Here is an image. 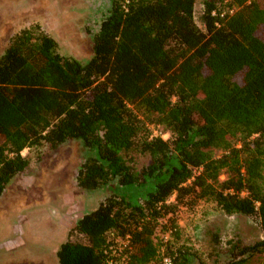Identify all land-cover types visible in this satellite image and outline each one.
I'll use <instances>...</instances> for the list:
<instances>
[{
  "label": "trees",
  "instance_id": "16d2710c",
  "mask_svg": "<svg viewBox=\"0 0 264 264\" xmlns=\"http://www.w3.org/2000/svg\"><path fill=\"white\" fill-rule=\"evenodd\" d=\"M200 1L203 30L197 0H108L86 61L38 23L8 38L0 197L28 168L24 149L71 141L84 150L77 187L104 193L59 245V264H190L177 240L199 202L262 228L253 242L237 234L216 246L214 264L264 253V0ZM132 152L149 162L133 168Z\"/></svg>",
  "mask_w": 264,
  "mask_h": 264
},
{
  "label": "rangeland",
  "instance_id": "374dc122",
  "mask_svg": "<svg viewBox=\"0 0 264 264\" xmlns=\"http://www.w3.org/2000/svg\"><path fill=\"white\" fill-rule=\"evenodd\" d=\"M107 7L108 0H0V54L15 31L38 23L57 40L61 53L86 61L92 55L96 23ZM201 14L202 3L197 0L194 19L203 30ZM21 153L29 166L7 184L0 197V264H59V242L82 214L96 207L104 193L77 187L75 175L84 150L75 141L54 150L43 144ZM126 157L135 169L149 162L148 156L134 152ZM180 225L177 245L195 254L190 264H214L216 246L224 249L226 241L237 234L246 243L262 237L256 217L228 216L211 202H199L190 214L182 216ZM115 241V246L122 243V248L123 241L116 237ZM248 264H264V253L252 257Z\"/></svg>",
  "mask_w": 264,
  "mask_h": 264
},
{
  "label": "built area",
  "instance_id": "2783aa9c",
  "mask_svg": "<svg viewBox=\"0 0 264 264\" xmlns=\"http://www.w3.org/2000/svg\"><path fill=\"white\" fill-rule=\"evenodd\" d=\"M102 264H113V260L109 259ZM156 264H173V261L169 256H163Z\"/></svg>",
  "mask_w": 264,
  "mask_h": 264
},
{
  "label": "crops",
  "instance_id": "0c3cea01",
  "mask_svg": "<svg viewBox=\"0 0 264 264\" xmlns=\"http://www.w3.org/2000/svg\"><path fill=\"white\" fill-rule=\"evenodd\" d=\"M73 225H74V223H73ZM73 225H72V226H73ZM72 226H71V228H72ZM67 229H68V227H67ZM67 229H65V230H67ZM66 238H67V235H66ZM66 238H64V240H65ZM64 240L60 241V242H59V245H60ZM59 245H58V247H59ZM58 247H57V249H58ZM56 251H57V250H56Z\"/></svg>",
  "mask_w": 264,
  "mask_h": 264
}]
</instances>
